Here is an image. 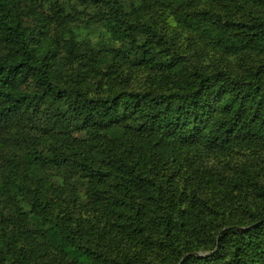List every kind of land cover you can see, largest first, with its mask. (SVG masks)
<instances>
[{
	"label": "trees",
	"instance_id": "trees-1",
	"mask_svg": "<svg viewBox=\"0 0 264 264\" xmlns=\"http://www.w3.org/2000/svg\"><path fill=\"white\" fill-rule=\"evenodd\" d=\"M73 1L0 0V264H264V166L194 168L264 150V0Z\"/></svg>",
	"mask_w": 264,
	"mask_h": 264
},
{
	"label": "rangeland",
	"instance_id": "rangeland-1",
	"mask_svg": "<svg viewBox=\"0 0 264 264\" xmlns=\"http://www.w3.org/2000/svg\"><path fill=\"white\" fill-rule=\"evenodd\" d=\"M52 1L53 0H44L46 7L43 8L46 12H49L50 8H52ZM62 1V0H57ZM73 1V0H72ZM122 1L123 5L129 9L132 5H138L142 2V0H120ZM74 2V1H73ZM60 4V2H58ZM76 5V3H75ZM79 10H89L84 8L83 6L76 5ZM156 8V7H153ZM154 10V9H153ZM155 15H158L157 12H155ZM76 28V27H75ZM57 30L56 34H59V30L61 27L58 25L55 27ZM79 31H78V30ZM76 29V35L80 39H87L90 44L97 46V47H106L104 43L108 42L110 43V35H108L107 28L104 27L102 24H96L89 27H84V25H80ZM184 38L185 36H179V39L177 38V41L181 44V46H184ZM113 46V45H112ZM188 53V52H187ZM244 153V154H243ZM243 153H235L228 156H211L209 158L203 159L200 162H195L194 168L196 170H201L207 167V169L211 168H219L221 170H228L233 171L237 170L241 167H254L259 163L261 166H264V150L262 151H246ZM192 170H186V168H182L180 171H177L176 173L173 172V170H166L164 171L165 175L174 174V181H176L177 186L179 185V189L186 191L187 193L195 190L198 188L196 185V178L197 173H192ZM54 180H57L56 177H54ZM208 193H204V191L201 192V195L206 197ZM86 226L91 225L92 223H84ZM101 228V226H99ZM106 238V237H105ZM94 240L93 242L97 243L99 246H102L103 241L101 239L97 238H91ZM109 249L113 252H120L121 254H124L125 256L128 254L127 246L117 242H109Z\"/></svg>",
	"mask_w": 264,
	"mask_h": 264
}]
</instances>
